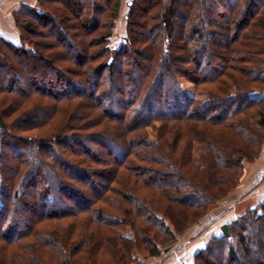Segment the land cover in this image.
<instances>
[{"label": "trees", "instance_id": "16d2710c", "mask_svg": "<svg viewBox=\"0 0 264 264\" xmlns=\"http://www.w3.org/2000/svg\"><path fill=\"white\" fill-rule=\"evenodd\" d=\"M38 5L0 36V264L158 256L262 155L264 0H130L115 47L122 0ZM191 264H264V204Z\"/></svg>", "mask_w": 264, "mask_h": 264}, {"label": "crops", "instance_id": "0c3cea01", "mask_svg": "<svg viewBox=\"0 0 264 264\" xmlns=\"http://www.w3.org/2000/svg\"><path fill=\"white\" fill-rule=\"evenodd\" d=\"M129 1L122 0L120 14L127 13ZM23 5L39 7L38 0H0V36L14 43H19L20 33L14 22L13 14ZM246 166L247 171L242 185L210 213L209 217L214 218L210 229L201 230L203 233L195 236L193 234L197 232L195 228L202 229L205 226V223L203 225L201 222L186 234L181 235L173 247L174 256L166 264H191L194 256L212 237L222 236L232 221L259 203L264 204V148L258 162L252 165L246 164ZM239 191L241 195L238 194Z\"/></svg>", "mask_w": 264, "mask_h": 264}, {"label": "rangeland", "instance_id": "374dc122", "mask_svg": "<svg viewBox=\"0 0 264 264\" xmlns=\"http://www.w3.org/2000/svg\"><path fill=\"white\" fill-rule=\"evenodd\" d=\"M124 15L125 14H121V17L118 19V21H117V24H116V28H115V33H114V37H113V40H112V44H113V46L115 47V46H118L121 42H122V40H123V37L125 36V24H126V22H125V19H124ZM263 153V152H262ZM262 156V155H261ZM260 156V157H261ZM260 157L258 158V159H260ZM256 162H258V160L257 161H255L254 163H248V162H246L245 163V166H246V164H250V165H252V164H255ZM246 171H247V166H246ZM246 171H245V174H244V177H245V175H246ZM244 177L241 179L242 181H241V183L239 184V186L240 185H242V182H243V179H244ZM238 186V187H239ZM237 187V188H238ZM236 188V189H237ZM236 189H234L233 191H231L230 192V194L231 193H233ZM235 193V192H234ZM230 194L228 195V197L230 196ZM238 194H240L241 195V193H240V191H239V193ZM232 195V194H231ZM239 195V196H240ZM227 197V198H228ZM226 198V199H227ZM225 200H223L219 205H216L215 207H213L212 208V210L209 212V214L207 215V216H205L203 219H202V221L201 222H203V225H204V223H205V226L201 229H197V228H195V230L197 231V232H194L193 234L196 236H199V235H201L203 232H201V230H206V229H210V227L212 226V220L214 219V218H210L209 217V215H210V213L213 211V209H215V208H218L223 202H224ZM199 224H200V222H199ZM198 225V224H197ZM193 227H196V225H194ZM193 227H191L189 230H191ZM188 230V231H189ZM198 230H200V231H198ZM188 231H186L184 234H186ZM127 234L128 235H131L129 232H127ZM184 234H182V235H184ZM181 235H179L178 237H177V241H176V243L179 241V237H180ZM175 243V244H176ZM175 244L174 245H172V246H169V247H166V248H164V247H161V252H160V254L158 255V256H147V254H139L138 256H139V258H138V260L136 261V262H134V263H132V264H142L143 262H149V260H152V259H160L161 257H162V254L163 253H165V257L164 258H162L161 260H159V264H166L167 263V261H169V259L172 257V256H174V253H173V247H175ZM105 259H107L108 260V258H105Z\"/></svg>", "mask_w": 264, "mask_h": 264}, {"label": "built area", "instance_id": "2783aa9c", "mask_svg": "<svg viewBox=\"0 0 264 264\" xmlns=\"http://www.w3.org/2000/svg\"><path fill=\"white\" fill-rule=\"evenodd\" d=\"M166 255L165 253L162 254V257L160 259H152L149 260V262H143L142 264H159V260H161L162 258H164Z\"/></svg>", "mask_w": 264, "mask_h": 264}]
</instances>
